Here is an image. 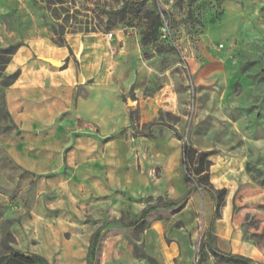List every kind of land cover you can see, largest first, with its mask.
<instances>
[{
  "label": "rangeland",
  "instance_id": "rangeland-1",
  "mask_svg": "<svg viewBox=\"0 0 264 264\" xmlns=\"http://www.w3.org/2000/svg\"><path fill=\"white\" fill-rule=\"evenodd\" d=\"M56 30L110 43L113 79L87 82L98 81L90 115L79 91L30 99L29 113L0 95V254L61 225L88 241L86 264L116 248L142 257L144 229L174 218L193 237L190 264L210 249L264 264V0H0V91L8 53ZM184 145L212 152L232 251L203 227L211 197L181 166Z\"/></svg>",
  "mask_w": 264,
  "mask_h": 264
},
{
  "label": "crops",
  "instance_id": "crops-1",
  "mask_svg": "<svg viewBox=\"0 0 264 264\" xmlns=\"http://www.w3.org/2000/svg\"><path fill=\"white\" fill-rule=\"evenodd\" d=\"M67 46H57L45 38L31 41L30 46H19L6 65L5 72L12 74L19 71V76L9 87L2 89L0 95L4 99H21L26 113L30 111V99H56L57 102H67L74 99L79 91L78 109L86 107L93 113L95 84L88 85L91 79L109 83L113 79L108 72L110 43L104 42L98 34H72L65 37ZM126 46L122 47L125 50ZM42 52V59L36 58L37 52ZM135 53V50H134ZM48 60L59 62L54 65ZM124 62V59L121 61ZM136 75L134 76V80ZM82 83L78 87L79 83ZM82 93V94H81ZM84 93V94H83ZM111 99H100V110L108 112ZM182 157V154H181ZM211 183L216 188H223L222 176L218 167L213 166ZM225 189V188H224ZM202 223L205 228L211 224L213 217V202L204 199ZM186 209L182 210L184 212ZM234 217L224 213L213 224V236L218 242H225L228 248L234 249L237 240L235 235ZM74 231L76 230H69ZM61 225L45 226L36 245L15 248L24 253L37 254L49 264H86L88 241L72 232L69 239ZM193 236H196L194 231ZM193 237L187 234V227L176 226L175 220L156 221L144 229L141 246L142 257L134 256L130 251L116 248L113 253L103 255L100 264H190L194 255ZM259 253V251H258ZM207 264H215L211 254H208Z\"/></svg>",
  "mask_w": 264,
  "mask_h": 264
},
{
  "label": "trees",
  "instance_id": "trees-1",
  "mask_svg": "<svg viewBox=\"0 0 264 264\" xmlns=\"http://www.w3.org/2000/svg\"><path fill=\"white\" fill-rule=\"evenodd\" d=\"M179 1V0H174ZM54 35L57 36V39H52L53 44L57 46H67L65 38L59 33L57 30ZM16 50H11L9 54V59L5 62L8 64L11 56L15 53ZM19 76V71H16L12 74L6 76L3 86L9 87L14 83V81ZM212 152H197L194 149L183 146L182 157H181V166L183 167L186 175H194L198 176L196 182V187L206 190L211 197L213 205L215 207L213 212L212 221L210 224V228H213L214 221L220 217L218 211L219 203H222L226 190L215 189L212 184L208 181V169L211 165L209 160V156ZM210 253L212 257L219 264H247L252 263V260L242 257L240 255L235 254H224L213 249H210ZM0 264H49L43 257L32 254V253H24L19 250L14 249L10 245L6 247V249L0 254Z\"/></svg>",
  "mask_w": 264,
  "mask_h": 264
},
{
  "label": "water",
  "instance_id": "water-1",
  "mask_svg": "<svg viewBox=\"0 0 264 264\" xmlns=\"http://www.w3.org/2000/svg\"><path fill=\"white\" fill-rule=\"evenodd\" d=\"M50 63L54 64V65H59V62L56 61H52V60H48Z\"/></svg>",
  "mask_w": 264,
  "mask_h": 264
},
{
  "label": "built area",
  "instance_id": "built-area-1",
  "mask_svg": "<svg viewBox=\"0 0 264 264\" xmlns=\"http://www.w3.org/2000/svg\"><path fill=\"white\" fill-rule=\"evenodd\" d=\"M107 37H108V38H111V37H112V34H111V33H110V34H108V35H107Z\"/></svg>",
  "mask_w": 264,
  "mask_h": 264
},
{
  "label": "clouds",
  "instance_id": "clouds-1",
  "mask_svg": "<svg viewBox=\"0 0 264 264\" xmlns=\"http://www.w3.org/2000/svg\"><path fill=\"white\" fill-rule=\"evenodd\" d=\"M153 154L152 153H149V156H152ZM146 159H147V157H146ZM151 162V161H150Z\"/></svg>",
  "mask_w": 264,
  "mask_h": 264
}]
</instances>
